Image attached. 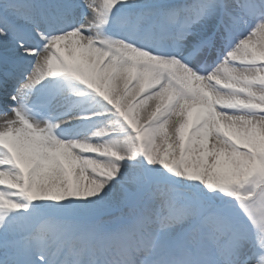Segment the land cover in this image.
Masks as SVG:
<instances>
[{
    "label": "snow or ice",
    "instance_id": "6c2138e0",
    "mask_svg": "<svg viewBox=\"0 0 264 264\" xmlns=\"http://www.w3.org/2000/svg\"><path fill=\"white\" fill-rule=\"evenodd\" d=\"M0 264H264V0H0Z\"/></svg>",
    "mask_w": 264,
    "mask_h": 264
},
{
    "label": "bare ground",
    "instance_id": "6f19581e",
    "mask_svg": "<svg viewBox=\"0 0 264 264\" xmlns=\"http://www.w3.org/2000/svg\"><path fill=\"white\" fill-rule=\"evenodd\" d=\"M4 118H5V117H3V118H0V121H2Z\"/></svg>",
    "mask_w": 264,
    "mask_h": 264
}]
</instances>
